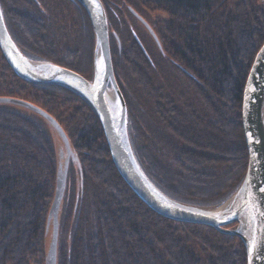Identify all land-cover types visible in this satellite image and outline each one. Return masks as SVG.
Listing matches in <instances>:
<instances>
[{"label": "trees", "instance_id": "16d2710c", "mask_svg": "<svg viewBox=\"0 0 264 264\" xmlns=\"http://www.w3.org/2000/svg\"><path fill=\"white\" fill-rule=\"evenodd\" d=\"M101 2L141 168L172 198L220 204L246 170L242 94L264 42V0ZM70 3L78 22L73 30L78 37L83 27L87 35L91 32L83 41L89 47L92 39L94 50L93 28L78 0H0V9L10 36L28 58L81 72L54 53L62 45L60 31L66 37L71 33L72 23L61 20L59 11H69ZM132 10L150 25L160 47ZM135 25L157 49L148 51ZM57 51L73 54L67 46ZM133 85L147 104L137 102ZM0 97L42 108L60 124L70 145V155L60 158L52 135L57 131L47 119L0 102V264H46L47 215L59 162L66 159L57 264H246L238 236L150 209L116 170L90 103L65 85L17 74L1 49Z\"/></svg>", "mask_w": 264, "mask_h": 264}, {"label": "water", "instance_id": "95a60500", "mask_svg": "<svg viewBox=\"0 0 264 264\" xmlns=\"http://www.w3.org/2000/svg\"><path fill=\"white\" fill-rule=\"evenodd\" d=\"M85 9L94 33L93 75L80 73L46 60L28 58L17 46L5 25L0 9V49L17 74L35 82H54L79 93L95 110L101 123L112 162L126 184L154 212L171 220L209 225L238 236L246 252V264H264V239L249 255L253 236L264 237V42L257 50L243 87L241 118L247 149V165L238 187L218 205L184 202L159 189L141 168L129 136L125 99L115 79L106 14L101 0H78ZM150 31V25L134 10ZM99 61V69L97 62ZM0 102L28 108L47 119L56 129L70 155L68 138L60 124L37 105L20 98L0 97ZM68 160L59 162L54 197L47 215L50 227L46 264H57L58 214L65 189ZM235 223L234 227H229Z\"/></svg>", "mask_w": 264, "mask_h": 264}, {"label": "rangeland", "instance_id": "374dc122", "mask_svg": "<svg viewBox=\"0 0 264 264\" xmlns=\"http://www.w3.org/2000/svg\"><path fill=\"white\" fill-rule=\"evenodd\" d=\"M71 4V8L69 7V11H63V10H59L60 11V13H61V16H62V19L61 20H65V19H67V20H70V23H72V29H71V33L69 34V36L68 37H66V36H64L63 34H62V31H60V29H57V30H59L60 31V34H59V41H60V43L62 44L61 46H60V44L59 45H55L57 48H55V54H58V56H56L59 60H62V61H64V62H68V63H71V64H76V68L77 69H80V71H81V73L83 74V76L86 78V79H88V80H91L92 79V75H93V69H92V53H93V46H92V39H91V45H89V47L85 44V42L83 41L84 39H83V35L86 37V35H87V32L85 31V28L83 27L82 28V30H81V32H82V35H81V32H80V35H79V37H78V33H76V30H73L74 28H76L77 27V15H76V13L74 12V8H73V3H70ZM73 4V5H72ZM69 6V5H68ZM75 6V5H74ZM145 13H147L146 11H145ZM151 13V15H157V12L155 13V12H150ZM148 14V13H147ZM158 14H161V13H158ZM150 17V16H149ZM131 29H132V27H131ZM133 29H134V31L135 30H137L138 31V33L140 34V36L142 37V39L143 40H145L144 41V43H145V45H146V48L148 49V51L149 52H152V50H155V49H157V45L155 44V43H151L147 38H146V36H145V34L143 33V32H141V30L139 29V26L138 25H135L134 27H133ZM73 30V31H72ZM89 34H91V32L89 33ZM88 34V35H89ZM87 35V36H88ZM92 38V37H91ZM24 43V42H23ZM64 43H67V44H64ZM149 43V44H148ZM25 44V43H24ZM18 46V45H17ZM27 46V48H28V45H26ZM64 46H67V47H70L71 49H72V51H73V54L72 53H70V54H68L67 56H66V52H64L63 53V55H62V52L60 53V52H58L57 50L59 49L60 50V48L61 47H64ZM90 51H92V53H91V56H90ZM153 52H155V51H153ZM45 54H49V52L46 50L45 51ZM61 55V56H60ZM63 56V57H62ZM114 64H115V61H114ZM165 68H166V66H165ZM148 74L150 75V78H152L153 77V80H155V81H159V79H158V77L157 76H155V75H157L156 73H153V72H151V71H148ZM133 89H135L134 90V93H135V95H136V97H137V99H138V97H139V100L137 101L139 104H141L142 102H143V104H147L148 102L146 101V100H144V98H143V95H142V93L140 92V90L136 87V86H134L133 85ZM133 102H136V101H134V99H133ZM144 106V105H143ZM17 108V107H16ZM20 109V108H19ZM52 135H53V137H54V142H55V145H56V148H57V152H58V155H59V157L61 158L63 155H64V153H66V151H65V146H64V144H63V142H62V139L57 135V133L54 131V130H52ZM64 147V148H63ZM62 150H63V152H62ZM60 162H62V161H60ZM190 200H192V201H196L197 199H195V198H193V199H190ZM231 225V224H230ZM228 226V225H227ZM231 227V226H230ZM234 227V226H233Z\"/></svg>", "mask_w": 264, "mask_h": 264}, {"label": "snow or ice", "instance_id": "6c2138e0", "mask_svg": "<svg viewBox=\"0 0 264 264\" xmlns=\"http://www.w3.org/2000/svg\"><path fill=\"white\" fill-rule=\"evenodd\" d=\"M99 61L97 62V68L99 69ZM261 191H264V189H261ZM264 239V237H256L253 236L251 242H250V246H249V255L250 257L252 256L253 252L256 250V248L259 246V244L261 243V240Z\"/></svg>", "mask_w": 264, "mask_h": 264}, {"label": "flooded vegetation", "instance_id": "af4514ba", "mask_svg": "<svg viewBox=\"0 0 264 264\" xmlns=\"http://www.w3.org/2000/svg\"><path fill=\"white\" fill-rule=\"evenodd\" d=\"M136 17V16H135ZM142 17V16H141ZM137 19H138V17H136ZM143 18V17H142ZM144 19V18H143ZM139 20V19H138ZM145 20V19H144ZM140 21V20H139ZM140 23H142L141 21H140ZM143 24V23H142ZM144 25V24H143ZM145 26V25H144ZM107 27H108V25H107ZM147 29V28H146ZM148 30V29H147ZM148 32L150 33V31L148 30ZM151 34V33H150ZM108 35H109V31H108ZM152 36V35H151ZM110 40V39H109ZM109 45H110V41H109ZM111 60H112V58H111ZM92 64H93V61H92ZM93 66V65H92ZM71 69V68H70ZM92 69H93V67H92ZM72 70H74V69H72ZM74 71H76V72H78V73H80L81 75H83L81 72H79V71H77V70H74ZM122 93V92H121Z\"/></svg>", "mask_w": 264, "mask_h": 264}]
</instances>
